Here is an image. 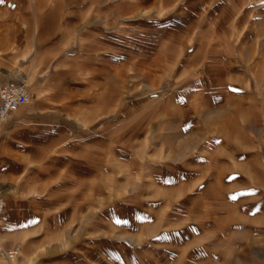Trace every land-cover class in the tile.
<instances>
[{"label":"rangeland","instance_id":"rangeland-1","mask_svg":"<svg viewBox=\"0 0 264 264\" xmlns=\"http://www.w3.org/2000/svg\"><path fill=\"white\" fill-rule=\"evenodd\" d=\"M134 1L116 0L120 54L125 22L133 16L125 7L134 8ZM184 1L148 0L134 16H145L164 30L172 22L171 10ZM230 6L236 25L252 12L257 46L241 44L239 38L227 40L219 31L212 43L218 46L217 54L241 57L252 51L260 56L259 76L226 78L213 70L220 77H167L159 70L143 78L145 71L141 75V69L134 63L124 65L121 57L114 78L120 93L116 121L108 125L105 117L96 122L81 161L59 158L49 164V156L32 161L41 196L67 198V203L59 212L43 205L38 212L41 229L18 248L15 264H239L247 259L238 258L242 244L251 247L253 241L264 240V175L241 174L236 168L253 138L264 155V0H211L199 25L209 19L219 27L222 15L215 14H227ZM100 16L106 19L108 13ZM183 16L174 18L180 23ZM97 17L85 15L88 24ZM136 88L163 92L165 107L154 109L153 98L149 109H125L123 99L133 98ZM180 92L208 122H181ZM256 108L260 122L253 123ZM182 112L190 118V111ZM237 114H245L248 121L242 130L233 122ZM76 170L82 171V181L68 182ZM254 251L259 256L262 250Z\"/></svg>","mask_w":264,"mask_h":264},{"label":"crops","instance_id":"crops-1","mask_svg":"<svg viewBox=\"0 0 264 264\" xmlns=\"http://www.w3.org/2000/svg\"><path fill=\"white\" fill-rule=\"evenodd\" d=\"M147 1L135 0L134 8L125 7L133 16L125 22L123 54L116 50V0L0 3V87L25 82L30 92V99L15 109L7 121L0 120V191L6 207L0 218V264H15L18 248H24L26 238L41 229L42 217L38 212L43 205L59 212V206L67 203V198L41 196L32 161L46 156L50 158L49 164L59 158L67 163L81 161L86 152L84 142L93 138L96 122L105 117L107 120L103 122L108 125L116 121L119 103L116 99L120 93L116 91L114 78L121 57L124 65L134 63L141 69V75L145 71L143 78L159 70L167 77L174 73L199 74L202 78H218L222 73L226 78L259 76L260 56L254 57L252 51L241 57L217 54L218 46L211 40L219 31L227 40L239 38L241 44L257 46L252 12H247L245 19L236 25L232 18L235 9L230 6L227 14L223 10L215 14L222 15L219 27L214 28L209 19L201 27V15L211 9V0H185L171 10L172 22L163 30L162 24L152 25L145 16L135 17ZM165 9L159 7V11ZM103 13H108L106 19L100 16ZM90 14L98 19L88 24L85 15ZM179 14L184 15L185 21L177 22L174 17ZM213 70L219 71V75H214ZM136 89L133 98L123 99L125 109L143 111L154 103L158 111L165 107L163 92ZM179 95L181 122H208L194 112L183 93ZM153 98L154 103L150 102ZM182 111H190V118L184 117ZM235 117L233 122L240 129L248 122L245 114ZM252 122H260L259 108L253 110ZM251 143L245 155L237 159L236 168L241 174L264 175L259 141L253 138ZM78 170L69 173L68 182L82 181V171ZM257 234L253 236L262 234L264 238V232ZM247 244L237 250L241 254L238 258L247 257L239 264H264V257H259L264 255V240L253 241L251 247ZM254 250L262 251L258 256Z\"/></svg>","mask_w":264,"mask_h":264},{"label":"built area","instance_id":"built-area-1","mask_svg":"<svg viewBox=\"0 0 264 264\" xmlns=\"http://www.w3.org/2000/svg\"><path fill=\"white\" fill-rule=\"evenodd\" d=\"M30 99L25 82L6 83L0 87V120L7 121L11 113ZM5 206V196L0 191V212Z\"/></svg>","mask_w":264,"mask_h":264},{"label":"snow or ice","instance_id":"snow-or-ice-1","mask_svg":"<svg viewBox=\"0 0 264 264\" xmlns=\"http://www.w3.org/2000/svg\"><path fill=\"white\" fill-rule=\"evenodd\" d=\"M4 0H0V3H3ZM232 199H235L236 197H231ZM117 223H126V221H117Z\"/></svg>","mask_w":264,"mask_h":264},{"label":"bare ground","instance_id":"bare-ground-1","mask_svg":"<svg viewBox=\"0 0 264 264\" xmlns=\"http://www.w3.org/2000/svg\"><path fill=\"white\" fill-rule=\"evenodd\" d=\"M4 209H5V206H4L3 210L0 212V216L2 215V213H3Z\"/></svg>","mask_w":264,"mask_h":264}]
</instances>
